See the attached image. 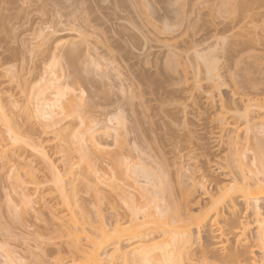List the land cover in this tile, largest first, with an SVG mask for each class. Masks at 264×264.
<instances>
[{
    "label": "rangeland",
    "instance_id": "obj_1",
    "mask_svg": "<svg viewBox=\"0 0 264 264\" xmlns=\"http://www.w3.org/2000/svg\"><path fill=\"white\" fill-rule=\"evenodd\" d=\"M21 1L22 0L17 1L16 11H18V8L26 7L27 4L25 3L27 1L30 5L29 9L32 7L30 9L32 12L30 11L31 14L28 17L29 21L27 18H25L24 22H21L23 19H20L21 21L16 19L15 21H12V23L10 22L13 26L9 23V25L5 24V26H0V28L3 27L0 29L1 67L5 65L3 57L8 55L14 48L20 46L19 44L23 40V36L25 38L27 35L25 33H28L27 29L30 28L33 22V17H35V14L36 16L38 15L36 10H38L39 6L36 7V5L41 4L37 3L39 0H30V2L29 0H24L25 3ZM44 1L46 2L44 3L45 10L53 12V14H59L58 17H55V22L59 23L62 29H75L79 32L78 36L81 37H78V40L73 42L71 41L72 38L70 35H63L62 42L64 41V43L61 42L63 56L62 60L56 67L58 72L61 71V74L57 77L60 78V76H62L60 81L63 89L65 86H69L73 90L75 89V96H64V100L67 102H63V99L61 101L62 103L60 102L64 107H60L59 105L57 106L59 108L54 107L55 110H49L50 112L52 110V113L54 111L58 113L61 110L60 114L56 115L51 113L50 116H52L51 118L53 119L50 120L51 118H48L49 120L46 121L48 115L44 113V104L49 101L52 103L54 98H51L52 93L48 95V91L43 89L42 76L39 75V73L35 74V72H33L35 67L38 66L41 61L37 62L34 57H27L25 60L20 61V63L18 61L15 63L17 64V66L15 65V68H21L23 70L21 73H8L5 69L7 67H0V264H68L77 257V254H74L75 251L70 249V247L73 248V246L68 247L71 239H69L67 234L63 231L66 229V226H70L71 217V211L68 212L69 210L67 211V207L65 206V208L62 206L64 204L63 197L66 195L68 199V194H71L74 189L75 193L73 192V196L76 194V197H73L72 194L71 196L74 199L79 198V204L81 202L80 207L85 208V210L83 209L85 214L89 215L92 220H96L97 217V215H95L96 211L94 210V205L98 202L101 204L100 210L102 211L105 224L107 225L106 228L110 227L114 221V210L112 207L115 205L119 208L123 207V204L120 203L123 201L121 199L124 196L121 195H124L127 192L128 187L126 186H129L128 184L133 182L132 180L127 179V176L124 177L126 175L124 174L125 171H118L119 168L122 169L123 167L125 170L127 165L125 163L129 160L124 161V158L128 159L130 156H122L124 159L123 163L120 159V156L122 155H120L121 152H119V154L117 153V151H121V149L116 147V150L114 148L115 145L114 147L112 145L115 144L113 142L115 140L111 137V134L115 133V130L118 128L117 126H114L116 128L110 126L112 125V123H109L113 118L112 116H114V120L111 121L114 122L113 125L118 123V119L119 122L121 121L120 132L123 134L121 142L123 143L125 141L130 148L133 144H137L133 146L140 147L139 145H141L144 147L143 149H147L146 146L153 143L151 146L149 145V148H152V151L154 149L153 153L156 152L160 155L159 152H162V150L169 152L170 148L168 147L170 146L169 144L172 135L178 132L182 134L185 129L188 132V139L194 142V144H209L210 140L208 139H210V135L208 136V134H211L210 130L213 131L214 129H212V124L210 126L208 125L210 124L212 117L216 114L215 111L216 108L218 109V106L215 109L212 108V111L205 103H201V98L203 97H201L199 93L197 94L196 90H190V96L183 92L182 94L185 95H182L176 88L177 85L175 83H177L178 77L183 71L182 69L185 67L183 64L186 62V60H184L186 54H190V62L188 63L189 67L192 68V65H198L201 67L202 79L205 80L211 77L212 73L214 76H217L215 75L217 71H219L217 73H221V75H219L221 76L220 82L222 84H220L222 86L220 85L221 90L217 93L221 94L219 97L216 94L214 100L221 102L220 99H222L223 104L225 103V107L227 106V108L230 109L234 108L233 100L235 98L232 97H235L233 96L235 91L237 92V96L241 94L240 96L246 95L253 98L264 99V0ZM19 2H21V4ZM33 8L37 9L34 10ZM245 12L251 14L252 18H244L243 14ZM14 13H16L15 10L12 11V14ZM16 21L18 22L15 23ZM26 23L28 28L26 26L23 27ZM215 27H218L221 30L217 35L218 37H214ZM68 37H70V39ZM205 39L209 40L208 44L210 45L217 39L214 44L211 45L212 48H210L209 51L206 50V52L202 51L204 47L203 44L206 43ZM203 40H205V42ZM195 47H197L200 52L202 51L199 58L194 57L195 52L193 49ZM160 49L163 51L161 55L158 54ZM5 52H8V54H5ZM166 53H168V55ZM206 65L207 71L204 73L203 69ZM36 83L38 84L36 85ZM66 88L65 91H67ZM71 89L69 92L73 91ZM234 89L236 90L234 91ZM176 92H178V95ZM80 93L83 94L81 95ZM46 95L47 97L50 96L48 98L49 101H47ZM52 97H54V95ZM41 102L44 103L42 104ZM195 103H197V107H194ZM180 105H183L184 107L187 106V111L190 112L186 121L179 109ZM145 108L146 110H144ZM44 114L47 116L46 119L45 116H43ZM206 126L207 129L209 127L210 132L206 129ZM64 127L69 128L72 131L65 129ZM110 128H114V132ZM108 129L112 132L111 134H108L110 133L108 132ZM54 130L58 131L55 132ZM106 130L108 131L106 132ZM80 134H82V136ZM73 135L76 136L77 140H84V136H86L85 139L87 140V143H85L84 147L85 150L88 151V156L83 158V160L86 159L85 161H87V164L85 161L82 162V159L78 158V156L80 157L81 155H78L76 150H69L73 148V144L75 146L76 143L78 144V142H80L79 144H81L82 142L83 145V142H86L85 140L78 142L73 140L75 138ZM52 136H54V138ZM109 136L113 139L110 140ZM55 137H57V139ZM105 137H107V139ZM60 138L62 139L60 140ZM68 138L69 140H67ZM91 138L93 141H97V144L102 143L101 145L103 146L100 147L101 150H96V154L93 147L90 146V144H95ZM68 141L72 146L68 145ZM72 141H75L76 143H73ZM89 141L90 144H88ZM71 142L73 144H71ZM54 143L56 144L54 145ZM87 144L90 147H88ZM105 144L108 146H104ZM144 144H146V146ZM65 146H67L66 148L68 150L64 148ZM95 146L98 145L95 144ZM91 147L92 150L90 149ZM59 148H62L64 151ZM57 150L60 151L57 153ZM110 150H114V152H110ZM61 151H63V156H59ZM107 151L109 154H106ZM66 152L75 153L67 154ZM204 152L203 155L206 158H203V155L197 154L195 159H199V161L201 159V166L204 167V170L206 169L208 170L207 172H209L210 169L206 168L208 166V159L213 160L216 157L217 152L213 150H211V152ZM132 153L133 152H131V155L134 156L133 158H131V156L129 159H134L136 157L135 154ZM57 154L58 156H55ZM109 155L113 156V159L109 160V158H111ZM117 155H119V158L117 159L122 161L120 162L122 165H119V160H116L118 164H115L117 166L114 167L118 169L117 173L115 171L116 168L114 170L112 169L113 167H109L112 169V173L111 170L108 172V166H112ZM209 155H211V157ZM2 156L3 158L5 157L4 160L2 159ZM73 156L74 160H72ZM44 157L46 160H49L50 158V162L48 160V162L42 160L45 159ZM163 158H167L169 163L172 160L171 155L164 156ZM202 158L204 160H202ZM62 159H64V161ZM154 159L155 158H153V161ZM79 160L81 161V164L78 163L80 162ZM60 161L64 162L62 164L67 166V168H65ZM66 161H69L72 164L73 161H75L74 164H78L72 165ZM18 162L21 165H18ZM108 162L111 163L109 164ZM132 162L135 163L137 160H132L131 164H133ZM49 163H51L52 166H57L58 170L54 166L52 167ZM153 163H158L159 165L162 161L156 162L155 160ZM85 165H87V167ZM161 165H159L160 169L157 168L158 172L160 170H164L165 172H167V169L170 170L169 167H171V165L168 167H162ZM24 166L26 169L23 168ZM152 166L153 169H155L153 164ZM11 167L13 169L18 168L19 171L17 169L13 170ZM71 168L72 170H78V172L77 170L75 171V178L79 176L81 179L80 181L77 179L80 187L78 186L76 179H72L74 175L73 177L70 175L75 173L74 171V173L70 172ZM86 168L88 169L86 170ZM172 168L171 170L174 171ZM22 169L26 170V172H23ZM30 169L33 172L27 171ZM55 169L57 175H60L63 172L61 176L65 178L60 177V179H64L68 184L67 185L65 182L62 183H65L66 186L64 187L67 188L63 189V193L67 190L69 192H66L67 194L65 193V195L62 193L63 197H61V193L59 194V192H62L63 190L57 191L56 189L58 184H56L55 180ZM16 170L17 174L23 177L22 180L26 181H24V185H22L20 181L19 185L18 181L14 180L13 176L16 173ZM93 170H95V172L99 171V174L93 172ZM101 170L102 173L100 172ZM79 171L81 173H79ZM38 172L39 175L37 174ZM66 172L70 173L66 174ZM87 172L90 174L88 173L89 175H87ZM9 173H12L13 176L9 177L8 175L11 176ZM28 173L32 176H30V174L27 175ZM77 173L81 174V176ZM115 173H122V176L125 179L122 180V177H120L121 175H117V180H113L116 181L113 182L115 183L114 186L111 184L112 182L109 183L108 179H113L112 177H114V175L116 176ZM68 174L69 179H67ZM92 174L96 176H93ZM97 175L102 178L100 179L101 182L96 178L98 177ZM129 175H131L132 179L135 174L131 173ZM210 175L213 176H211V178L214 181H216V179L217 181L220 180L218 174ZM171 176L175 177L174 172ZM35 177H37L39 182H37ZM83 177L85 178V181ZM89 177H94L92 183L97 184L95 185L97 186V189L94 185L93 189H89L91 186V180ZM118 177L121 179L120 181H122V183L118 181ZM58 178L59 177H56L57 180ZM86 178L90 180L88 181L90 186L87 185L88 182H86ZM103 179L104 181H102ZM10 180L14 181L12 182ZM93 180H95L96 183H94ZM97 180L100 182L99 184ZM69 181H71V183ZM30 183L32 185H30ZM54 183L57 186L54 185ZM72 183H74V185ZM84 183L85 185H83ZM35 185L39 187H36ZM104 185H108L109 188ZM24 186L28 187V189ZM70 186L72 191L68 188ZM110 186L112 187L111 189ZM85 187L87 189H84ZM124 187H126V191L124 190ZM98 188L102 190L100 191ZM113 188L116 190L114 191ZM121 188H124V191ZM25 190L26 193H24ZM27 190H29V196L31 197H28ZM92 190L96 192L99 190L98 193L100 195L98 193L96 194V192L93 193ZM78 191L79 194H77ZM18 193L20 195H25L28 199L32 198L31 205L30 203L28 204L29 206L27 204L25 205L23 202L25 196H19ZM22 196L23 198L21 199L20 197ZM59 198L62 199L63 204ZM73 198L71 199L73 200ZM83 198L85 199L83 200ZM99 198L104 199L99 200ZM113 198L114 201L116 198L117 200L114 202L112 200ZM75 200L78 202V199ZM9 201L11 202L10 204L8 203ZM13 201H16V205ZM76 201L74 203L73 200V203L76 204ZM85 203L86 205H84ZM20 206L24 207L21 208ZM86 208L88 209L87 213ZM68 228L69 227H67V229ZM29 253L31 255H29Z\"/></svg>",
    "mask_w": 264,
    "mask_h": 264
},
{
    "label": "bare ground",
    "instance_id": "obj_2",
    "mask_svg": "<svg viewBox=\"0 0 264 264\" xmlns=\"http://www.w3.org/2000/svg\"><path fill=\"white\" fill-rule=\"evenodd\" d=\"M17 1L18 0H0V26L1 25L5 26V24H8V23L11 24L12 21H15L16 19L17 20L23 19V21L20 20L21 22H24L25 18H27L28 20V17L30 16L32 12L30 10L32 7L29 9L30 5L27 3V1L25 3L24 0H22L23 3L27 4V6L24 8H18V11H16ZM39 1H37V3L38 4L41 3V4L36 5V7L39 6L38 10H36V12H38L37 13L38 15L36 16L35 14L36 18L32 16L33 22L31 26L29 25L30 28H28L27 26V23H29L28 22L29 20L26 21L27 23L23 25V27L26 26L28 28V29L25 28L27 29L28 33H25L27 34L25 38L23 36L24 35L23 33L22 35L23 40L20 42L19 44L20 46L18 48H14V49L12 48L13 50L10 51L9 54L8 52H5V54H8V55H5L3 57V60H5V65H6V66L4 65L3 67H7L5 69H6V72L8 73L9 72L10 73L11 72L21 73L23 71L21 68L20 69L15 68V65L17 66V64L15 63H17L18 61L20 63V61L25 60L27 57H34V59L37 62L41 61L40 64L35 67L33 72H35V74L39 73V75L42 76L41 79H43L42 81L43 87H44L43 89L45 91H48L47 94L50 95V93H52V96L54 95V97L51 96V98H54V100H52V103L48 100L50 96L47 97L46 95L47 98L44 96L47 99V101H49L44 104L45 106L44 108L42 105L44 113L48 115V117L45 114L43 115L45 116V119L47 117L46 119L47 121L49 120L48 118L52 117L50 116L52 113V110L51 112L49 111L50 109H54V107L59 108L57 107L59 105L61 107L63 105V104L62 105L60 104L62 99H63V102L65 103L67 102L66 100H64L65 98L64 96H68V95L75 96V92H74L75 89L73 90L69 86H65V85L63 89L61 81H60V78L62 76L58 78L59 77L58 75L61 74V71L58 72L56 67H57V64L62 60V56H63V48H62V43H64V41L62 42L63 35L64 34L70 35L72 38L71 41L73 42L78 40L77 38L80 36H78L79 32H77L75 29H67V30L62 29L60 24L55 22V17H58L59 14L58 13L53 14V12H49L45 10L44 3L46 2L44 0H39ZM21 2L19 3L21 4ZM14 10L16 13L12 14V11ZM243 17L246 19H249V18H252V15L245 12L243 14ZM17 22L18 21H16L15 23ZM11 26H13V24H11ZM214 31H215L214 37L217 36L221 32V30L218 27H215ZM68 38L70 39V37ZM205 40L203 41L205 42ZM208 41L209 40H206V43L203 44L204 47L202 51H205V52L206 50L209 51V49L212 48L211 45L214 44L215 42V41L212 42L210 45L208 44ZM161 50L162 49L158 51V54L160 55L163 52ZM193 50L195 52L194 57L199 58L200 53L202 51L200 52L199 49H197V47H195ZM166 54L168 55V53ZM189 56L190 54L185 55L184 60H186V62H184V64L182 62L183 66L185 67L182 69L183 71L181 70L182 72L178 77L177 83L175 84L177 85L176 88L181 92V94L183 92L186 95L191 96L190 90H196V93L197 94L199 93V95L203 97L201 98V103L203 104L205 103L207 106L211 108V110L212 108L215 109L218 106V109L216 108V111H215L216 114L212 117L210 124L208 125L210 126L212 124V127H213L212 129L214 130L213 131L210 130L209 127L207 129V126H206V129L208 131L209 130L211 131V132L209 131L211 134H208V136L210 135V139H208L210 140V142L208 141L209 144L207 143H206L207 145L206 144L205 145L194 144V142L188 139V132L185 129L182 132V134L178 132L172 135L170 139V144H169L171 147L170 146L168 147L170 148L169 152H165L162 150V152L158 151L160 155H158L156 152L155 154L153 153L154 149L152 151V148L151 149L149 148L150 144L148 146L144 144L147 147V149H143L144 147H142L141 145H139L140 147L133 146L137 144H133L132 147L130 148V146L125 143V141L123 142L124 144L121 142V139L123 138V134H121L120 132L121 121L119 122V119H118V121L116 120L118 123H115V125H113L114 122H111V121L114 120L113 119L114 116H112L113 118L111 119V121L109 122L108 120V122L112 123V125L110 124L109 125L112 127L117 126L118 128L115 130V133H112L109 129H108L109 131L106 130V132L108 131L110 132L108 134L112 133L114 135L113 136L111 134V137H113L115 140L113 141L115 144H112V145L113 147L115 145L114 147L115 149L116 147L117 148L119 147V149H121V151H117L118 154L119 152H121L120 155L122 154L120 156L121 157L120 159L122 161L124 159H125L124 161L129 160L130 163L129 161L125 163L127 164L125 170L123 166H122L123 168L121 167L122 169H120L118 166L119 168L118 170L114 166H117L115 164H118V163L119 165H122L120 163L122 161L120 159H117L119 158V155H117L116 158L114 157L115 159L113 161L112 166L109 165L111 162H108L109 164L108 163L106 164L109 165V166L107 165L108 168L113 167L112 169L114 170L116 168L115 170L116 173H117V170L120 172H122V170L125 171L124 174L126 175L124 177L127 176V179L132 180L133 182L128 184L129 186H126L128 187V190L124 195L123 194L121 195V196H124L122 199L116 196L120 198L121 200H123L120 203V204H123V207L119 208L116 205L113 207L111 206L112 209L114 210L113 211L114 221L110 225L109 228H106L107 225L105 224L102 211L100 210L101 204L98 202L94 205L95 206L94 210L96 211L95 215H97V217H96V220H92L89 215L85 214V211H84L85 208L80 207L81 202L79 204V198H75V199H78V202L73 198V197H76V194L73 196V192L75 193V189L74 191L71 190V186H73L74 183H72L73 185L68 187L72 191L71 192L73 196L72 197L71 194L68 192V190L66 191L67 188L64 187L66 186L65 183L67 184V182H65L64 179H60V177L65 178L61 176L63 172L60 175H57V171L55 169L56 176L55 175L54 176H55L56 184H58V187L57 188L55 187V188L57 189V191L63 190L64 188H66L65 191L69 193L68 199H67V196L65 195L66 192L63 193L64 190L62 192H59V194L61 193L62 195L63 193L66 196V197L64 196L65 197L64 198L63 195L62 196L59 195L63 197L64 199L63 200L64 204H63L62 199L59 198V200H61L63 204L62 206L64 207L66 206L67 211L69 210L68 212L71 211L70 226H66V229H64L63 231L65 232V234H67L69 239H71L70 245H68V247L73 246V248L70 247V249H73V251H75L74 254L75 255L77 254V257L79 258V259L77 257H75V259L72 258L73 260L70 263L67 262L68 264H264V99L253 98V97L246 96V95L240 96L241 94L239 93H238L239 96H237V92L235 91L236 89H234L236 93V95L235 93L233 94V96L235 97H232V98H235L234 100L232 99L234 101V104H233L234 108L230 109V108H227V106L225 107L224 106L225 103L223 104L222 99H220L221 102H217L214 100L216 94L221 90L220 89V85L222 84L220 82L221 73H217L219 71L216 70L217 72L215 73V75L217 76H214V74L212 73L211 77L205 80L202 79L200 66L192 65V68L188 66V63L190 62ZM205 68L203 69L204 73H206L207 71V65L205 66ZM4 70H3V73H4ZM37 84L38 83H36V85ZM65 88L67 91H65ZM69 88L73 91L69 92L70 91ZM76 92H79V91H76ZM177 93L178 92H176V94ZM185 94H182V95H185ZM220 94L221 93L217 94L218 97ZM194 107H197V103L194 104ZM179 109L181 110V113L183 114L182 116H184V120L186 121V119H188V114H190V112L187 111V106L184 107L183 105L182 106L180 105ZM144 110H146V108ZM144 110H143V113H144ZM60 111L58 113L54 111L56 113L53 112L52 114H56V115L60 114ZM145 116H146V113H145ZM52 119L53 118H51L50 120ZM64 128L69 129L66 127ZM114 128H110V129H112L113 131ZM67 132H64V133H67ZM80 135L82 136V134ZM74 136L75 135H73V137ZM52 137L54 138V136ZM85 137L86 136H84V140L86 142H83V145H82V142L81 144H79L80 142H78V141H82L83 139L77 140L76 136L74 139L72 138L73 140H76L78 142L77 144L75 141H72L73 143H76L75 145L76 147L71 142V144H73V148L70 147L72 145H70L68 141V145H70L68 147L72 148L69 150L70 151L73 149L74 151L76 150V153H78V155H81L80 157L78 155L77 156L78 158L82 159L81 160L82 162L86 160V159L83 160V158H86L88 156V151L85 150V147H84L85 143H87V140L85 139ZM111 137L109 138L110 140L113 139ZM55 138L57 139V137ZM105 138L107 139V137ZM61 139L62 138H60V140ZM67 140H69V138ZM93 142L98 146L102 144V143L97 144V141H93ZM56 143H54V145ZM145 143H146V140H145ZM88 144H90V141ZM95 144L93 145L90 144V146L93 147V150L95 151V154H96L97 151H99L97 149L101 150L100 147H103V146L101 145L98 148V146H95ZM90 146L88 145V147ZM104 146H106V144ZM66 147L67 146H65L64 148ZM92 147L90 148L91 150H92ZM59 149H62V148H59ZM211 150L217 152L216 153L217 155L213 160L208 159V166L206 168L210 169V171L207 172L208 170L205 169L206 170L205 171L204 167L201 166V163H202L201 159L199 161V159H195V158L197 154L203 155L205 153L204 151L211 152ZM59 151L57 150L56 152L58 153ZM63 151H61V154L59 156H63L62 155ZM110 152H114V150L113 151L110 150ZM131 152H133L136 156L134 159H129L132 156ZM70 153L68 152L67 154H70ZM43 154L46 155L45 153ZM106 154H109V152L107 151ZM111 155H109L111 158L108 157L109 160L113 159V156ZM167 155L172 156V160L171 161L169 160L170 163L168 162L167 158H166L167 160L163 158L164 156H167ZM55 156H58V154ZM67 156H70V155H67ZM122 156L124 157L130 156V157L128 159L126 158L123 159ZM133 156L131 158H133ZM209 156L211 157V155ZM4 158L2 156L3 160ZM153 158H155L154 161L156 160V162L162 161V163H159V165L162 164L161 165L162 167H165V166L168 167L169 165H171V167H169L170 170L169 169L166 170L168 173L165 172L164 170H163L164 172L162 170L158 172L157 168H159L160 166L158 165V163H155L156 165L153 163L154 162ZM203 158H206V157L204 156ZM203 158L202 160H204ZM97 159H98V156H97ZM42 160H46V158ZM47 160L46 162H48L50 158L48 161ZM62 160L64 161V159ZM72 160H74V156ZM116 160L117 161L119 160V162L117 163ZM132 160H137V162L133 163L134 162L133 161L132 162L133 164H131ZM81 161L78 163L81 164ZM74 162L75 161H73V164L71 162L69 163L72 165L78 164V163L74 164ZM85 162L87 164V161ZM62 163L64 162H61V164ZM152 164L154 165L155 169H153ZM18 165H21V164L19 163ZM85 166L87 167V165ZM12 167L11 169H13ZM23 168H25V166ZM55 168H57V166ZM65 168H67V166H65ZM171 168L174 171H172ZM15 169L19 171L18 168H15ZM87 169L88 168H86V170ZM112 169L109 168L108 172H110L109 170H111V173H112ZM17 170L15 171L16 175L14 174L13 176L12 173H9L11 174V176L10 175L8 176L9 177L13 176L14 180L18 181L19 185L20 183L24 185L25 180L23 181L22 180L23 177L17 174ZM22 170L23 172H26V170L24 169ZM76 170L75 169L72 170L71 168L70 172H73V171L75 172ZM27 171H32V170L30 169ZM80 171L79 173L83 172V171L81 172ZM70 172H66V174ZM93 172H95V170H93ZM96 172L99 174V171H96ZM100 172L102 173V170ZM173 172H174L175 177L171 176L173 175ZM30 173H28L27 175H29ZM88 173L89 172H87V175L90 174ZM131 173L135 174L133 175L132 179H131V175H129ZM37 174L39 175V172ZM107 174H103V175H107ZM113 174H114V171H113ZM210 174H216V175L218 174L220 177V180L217 181L216 179V181H214L211 178L212 175ZM70 175L71 177H73L74 175V177L72 178L74 179L76 176V172ZM79 175L81 176V174ZM117 175L118 176L121 175L120 177H122L121 178L122 180L125 179L122 176V173L120 174L118 173L116 174V176L114 175V177L116 178L112 177L113 178L111 179L112 181L108 179L109 183L112 182L111 184H113L114 186H115V183L113 182H116V181H113V180L114 179L117 180ZM30 176L32 175L30 174ZM93 176H96V175H93ZM100 176L96 177L99 179V181L100 179H102L100 178ZM37 177H35L36 180H37ZM56 177H59L58 180L56 179ZM93 178L92 177L90 178L91 183H92ZM67 179H69V174H68ZM75 179H76V182H77V179L78 181L81 180L79 176L76 177ZM121 179L119 178L118 181H120ZM14 180H10V181L13 182ZM90 180L87 179L86 182ZM84 181H85V178H84ZM93 181L94 183H96L95 180ZM102 181H104V179ZM37 182L39 181L37 180ZM63 182L65 183L62 184ZM69 182L71 183V181ZM100 182H98V184ZM85 183L83 185H85ZM91 183L90 185L92 187L89 185V182L87 183V185L90 186L89 189L91 188L93 189V185L97 189V186H95L97 184H93V183L91 184ZM120 183H122V181H120ZM56 184L54 183V185ZM28 185H29V182H28ZM30 185L32 184L30 183ZM78 186H79V183H78ZM98 186H101V185H98ZM16 187H17V183H16ZM24 187L28 189V187L26 186ZM36 187H39V186H36ZM106 187H108V185ZM126 187H124L125 189L124 188H121V189L122 190L124 189L126 191ZM10 188H13V187H10ZM111 188L112 187L110 186V189ZM84 189H87V188L85 187ZM29 190H27V194H28V197H31L29 196L30 195L28 192ZM99 190L97 192L92 190V192L93 193L96 192L97 194ZM24 193H26V190ZM77 194H79V191ZM21 195L19 194V196ZM23 196L20 198L22 199ZM28 197L25 196L23 198L24 199L23 202L25 203V205L26 204L28 205L29 203L31 205L32 198H29L30 199V202H29ZM71 198H73L74 203L76 201V204L73 203V200ZM84 199L85 198H83V200ZM103 199L99 198V200H103ZM112 200L114 201V198ZM10 201H11V198H10ZM10 201L8 202L9 204L11 203ZM15 202L14 204L16 205ZM84 205H86V203ZM65 208L63 209L66 210ZM87 212H88V209L86 210V213ZM67 227L69 228L67 229ZM29 255L31 254L29 253Z\"/></svg>",
    "mask_w": 264,
    "mask_h": 264
}]
</instances>
